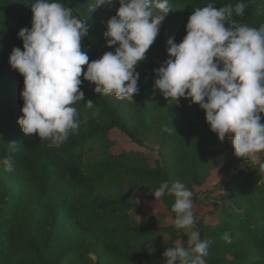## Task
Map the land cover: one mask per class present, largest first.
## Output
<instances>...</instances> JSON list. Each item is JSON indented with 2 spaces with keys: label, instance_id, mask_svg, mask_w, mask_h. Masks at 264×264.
Wrapping results in <instances>:
<instances>
[{
  "label": "trees",
  "instance_id": "16d2710c",
  "mask_svg": "<svg viewBox=\"0 0 264 264\" xmlns=\"http://www.w3.org/2000/svg\"><path fill=\"white\" fill-rule=\"evenodd\" d=\"M31 2L0 0V264H166L164 251L188 239L174 225V197L158 199L159 208L139 219L140 195L155 198L152 192L165 181H180L193 192L194 215L209 207L207 222L196 219L208 242L204 264H264V153L256 154L260 163L236 156L229 136L218 139L198 104L190 98L171 103L153 88V69L168 58L167 40L181 42L196 8L244 2L245 14L233 19L258 29L264 25V0H169L159 35L137 65L139 92L133 101L96 93L81 77L84 100L74 105L80 128L59 147L25 134L18 123L24 78L9 56L14 47L23 50L18 32L31 28ZM60 2L88 25L82 48L90 61L114 51L118 45L107 44L105 22L116 14L119 0L94 10V0ZM88 100L99 108V117L87 109ZM117 134L132 145L115 153ZM216 142L218 149L212 147ZM9 155L11 172L2 163ZM231 165L229 179L213 190H197L213 169ZM206 193L215 196L210 200Z\"/></svg>",
  "mask_w": 264,
  "mask_h": 264
},
{
  "label": "clouds",
  "instance_id": "9594fccd",
  "mask_svg": "<svg viewBox=\"0 0 264 264\" xmlns=\"http://www.w3.org/2000/svg\"><path fill=\"white\" fill-rule=\"evenodd\" d=\"M111 3L94 0L92 10ZM30 7L31 28L18 32L23 50L14 47L9 56L11 67L24 78L18 123L25 134H37L59 147L80 128L74 105L84 100L81 77L95 85L96 93L133 101L139 92L137 65L146 58L171 8L169 0H119L104 33L110 47L118 46L90 61L82 48L88 25L72 8L60 0H33ZM246 8L244 2L196 8L181 42L167 40L168 58L153 69V88L171 103L190 98L204 110L221 142L230 136L236 156L255 160L257 153H264V25L257 29L237 23L233 15L243 16ZM86 107L99 117L92 100ZM2 163L6 171L14 170L11 155ZM152 193L156 200L166 194L174 197V225L188 237L186 245L181 241L164 251L166 264H204L208 242L196 228L193 192L180 181H165ZM223 239L231 243L229 234Z\"/></svg>",
  "mask_w": 264,
  "mask_h": 264
},
{
  "label": "rangeland",
  "instance_id": "374dc122",
  "mask_svg": "<svg viewBox=\"0 0 264 264\" xmlns=\"http://www.w3.org/2000/svg\"><path fill=\"white\" fill-rule=\"evenodd\" d=\"M119 140V145H116L113 147V151L115 153L119 152L121 150L120 147H129L131 146V142L129 140H126V138L123 136V135H120V134H117L116 136ZM228 140H229V145L230 147L232 148L233 145H232V138L229 136L228 137ZM213 148L215 149H218L221 147V145L216 142L212 145ZM226 155L228 156V158L231 157V151L229 148H226V147H223ZM249 161H253L255 163H260V159L259 157H255V160L251 159V158H248ZM235 170V165H231L230 167H226V166H221L219 168H215L212 170L210 176L207 178L205 184H203V186L201 187H198L197 190L199 192H204L205 190H210L212 189L213 190V187L226 181L227 179L230 178V176L232 175V173L234 172ZM201 193L199 194L200 198L203 197L204 194L201 195ZM206 196H208V198H211L213 196H215L214 194H208L206 193L205 194ZM140 198H141V202H142V206H143V209L144 211L139 215V219L140 221L142 222L144 219H145V216L148 215V214H153L158 208H159V203H158V200H156L155 198H150L149 196L145 195V194H141L140 195ZM193 208H195L193 206ZM209 207L207 206H201L200 208H197V212L195 214V217L196 219H199L200 216H203L204 220L207 222V217L205 218V212L207 211ZM184 242L182 239H178L176 240V244L178 242Z\"/></svg>",
  "mask_w": 264,
  "mask_h": 264
}]
</instances>
